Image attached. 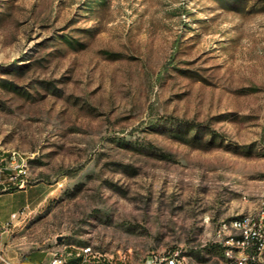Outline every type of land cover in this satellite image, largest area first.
I'll return each instance as SVG.
<instances>
[{
    "label": "rangeland",
    "instance_id": "rangeland-1",
    "mask_svg": "<svg viewBox=\"0 0 264 264\" xmlns=\"http://www.w3.org/2000/svg\"><path fill=\"white\" fill-rule=\"evenodd\" d=\"M14 149L10 256L218 264L216 224L264 198V0H0L1 167Z\"/></svg>",
    "mask_w": 264,
    "mask_h": 264
},
{
    "label": "built area",
    "instance_id": "built-area-1",
    "mask_svg": "<svg viewBox=\"0 0 264 264\" xmlns=\"http://www.w3.org/2000/svg\"><path fill=\"white\" fill-rule=\"evenodd\" d=\"M1 159L4 155L0 153ZM0 159V162H1ZM13 162H17V173H11V179H17V177L25 172L26 157H19L18 153L11 155ZM9 172L8 170H2L0 166V174ZM22 185H24V179ZM264 201V198L263 200ZM26 205L22 210L16 211L10 215V220L4 223L0 227V264H18L15 262L8 253L7 250V237L11 236V228L15 220L26 212ZM262 215H250V222H258V234L249 235L245 234V238H236V236H230L225 233L223 228V220L216 224V230L212 232L211 242H215L216 245H223V253L218 255L219 264H264V229H261ZM226 237H235V241H242V250H238L237 256H228V250H225ZM90 247V246H89ZM89 247H83L87 250V261L93 259L88 256ZM70 253L65 249L63 251H53L49 264H66ZM100 258V257H99ZM113 255H110L108 259L105 258L108 264H115ZM123 263L128 262V256L124 255L121 258ZM131 264H191L189 263L187 256L181 248H174L171 250H163L153 252L144 259L132 261Z\"/></svg>",
    "mask_w": 264,
    "mask_h": 264
},
{
    "label": "bare ground",
    "instance_id": "bare-ground-1",
    "mask_svg": "<svg viewBox=\"0 0 264 264\" xmlns=\"http://www.w3.org/2000/svg\"><path fill=\"white\" fill-rule=\"evenodd\" d=\"M7 152L8 155L5 159L7 164L5 166H2V170H17V162H13V159H11V155H15V153H18L19 157H24V154H22L19 150L15 149L11 150L10 152ZM0 153H4V151ZM263 213L264 201H262L261 204L252 212L235 216L227 220H223V228L225 229V233L230 236H236V238H245L246 233H249V235H257L258 222H250V215H262ZM207 221L208 220H206V222ZM261 229H264V216L261 218ZM212 244L216 245L215 242H212ZM216 246L219 250V254L223 253V245ZM225 250H228V256H237L238 250H242V241H235V237H226ZM83 252L87 254V250L85 248H83ZM88 254H93L95 255V257L98 258L100 257L96 252L93 251L91 246L88 249Z\"/></svg>",
    "mask_w": 264,
    "mask_h": 264
},
{
    "label": "crops",
    "instance_id": "crops-1",
    "mask_svg": "<svg viewBox=\"0 0 264 264\" xmlns=\"http://www.w3.org/2000/svg\"><path fill=\"white\" fill-rule=\"evenodd\" d=\"M15 194V193H11ZM2 193L0 194V196ZM16 211H12L14 213ZM4 222H7L8 219L1 218ZM16 226L15 222L11 228V236L7 237V250L12 251V245L14 244V240L12 238V234L14 232V227ZM14 253V251H12ZM67 252H69L71 255L68 257L66 264H108L105 259L95 257L93 254H88L89 257H91L92 261H87L86 257L87 254L83 252V248H80V250L75 249H69ZM53 251H44V250H32V251H22V252H15V256L11 255V258L17 262L18 264H49V261L51 259ZM19 256L17 260L14 259V257ZM97 258V259H96ZM115 264H128V262L123 263L120 258H117L115 260Z\"/></svg>",
    "mask_w": 264,
    "mask_h": 264
},
{
    "label": "trees",
    "instance_id": "trees-1",
    "mask_svg": "<svg viewBox=\"0 0 264 264\" xmlns=\"http://www.w3.org/2000/svg\"><path fill=\"white\" fill-rule=\"evenodd\" d=\"M214 246V245H213ZM216 247V246H215Z\"/></svg>",
    "mask_w": 264,
    "mask_h": 264
}]
</instances>
